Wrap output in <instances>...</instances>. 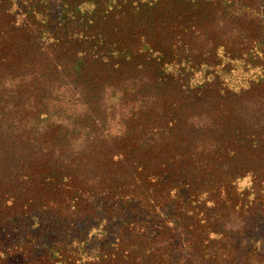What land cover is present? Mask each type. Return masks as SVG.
Wrapping results in <instances>:
<instances>
[{"label":"trees","instance_id":"1","mask_svg":"<svg viewBox=\"0 0 264 264\" xmlns=\"http://www.w3.org/2000/svg\"><path fill=\"white\" fill-rule=\"evenodd\" d=\"M0 264H264V0H0Z\"/></svg>","mask_w":264,"mask_h":264},{"label":"rangeland","instance_id":"2","mask_svg":"<svg viewBox=\"0 0 264 264\" xmlns=\"http://www.w3.org/2000/svg\"><path fill=\"white\" fill-rule=\"evenodd\" d=\"M235 185L239 190L246 189L250 185V179L248 177L240 179V180L235 182ZM96 239H99V238L96 237ZM94 249H95L94 247L88 249V252L90 255H93L94 253H96V251Z\"/></svg>","mask_w":264,"mask_h":264}]
</instances>
